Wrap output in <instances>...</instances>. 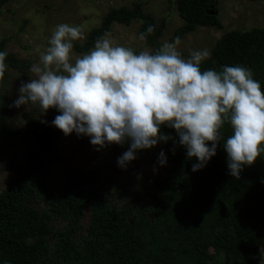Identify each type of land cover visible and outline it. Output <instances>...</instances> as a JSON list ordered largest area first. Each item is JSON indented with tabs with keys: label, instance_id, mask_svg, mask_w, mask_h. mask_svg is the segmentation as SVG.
I'll use <instances>...</instances> for the list:
<instances>
[{
	"label": "trees",
	"instance_id": "1",
	"mask_svg": "<svg viewBox=\"0 0 264 264\" xmlns=\"http://www.w3.org/2000/svg\"><path fill=\"white\" fill-rule=\"evenodd\" d=\"M168 1L180 19L172 38L199 26L222 27L214 0ZM132 20L140 21L138 36L155 25L144 42L152 52L159 48L163 21L156 23L135 2L131 8H109L73 50L89 52L112 23ZM6 42L0 39V51L8 53L0 80V139L25 133L31 144L26 166L15 167L0 191V264H258L264 152L243 168L239 179L232 177L223 148L232 129L225 122L216 155L193 172L196 158L187 157L174 129L162 126L161 133L173 138L161 142L172 165L167 173L153 177L149 190L131 203L118 205L109 190L94 189L91 169L68 173L58 190L46 180L49 168L63 161L58 131L48 122H37L32 108L21 115L26 129H10L5 122L9 71L24 73L29 67L6 49ZM209 51L211 58L201 63V70L240 65L251 69L264 91V26L225 31ZM54 219L62 225L54 227Z\"/></svg>",
	"mask_w": 264,
	"mask_h": 264
},
{
	"label": "clouds",
	"instance_id": "2",
	"mask_svg": "<svg viewBox=\"0 0 264 264\" xmlns=\"http://www.w3.org/2000/svg\"><path fill=\"white\" fill-rule=\"evenodd\" d=\"M154 31L155 25H149L138 39L146 41ZM109 35L98 38L89 52L76 55L73 42L85 38L83 31L57 25L39 63L30 68L33 78L21 83L12 106L31 104L44 115L56 109L60 114L52 126L65 136L75 132L90 137L98 151L129 142L117 158L122 169L136 159L138 150L173 139L161 133L162 126L174 129L187 157L196 158L193 172L216 155L225 122L232 129L223 143L232 177L239 179L243 168L264 152V91L251 69L236 65L201 70L210 51L194 50L185 59L177 50L179 37L154 52L137 54L131 47L115 45ZM7 55L0 51V80ZM166 163L162 150L158 164Z\"/></svg>",
	"mask_w": 264,
	"mask_h": 264
},
{
	"label": "rangeland",
	"instance_id": "3",
	"mask_svg": "<svg viewBox=\"0 0 264 264\" xmlns=\"http://www.w3.org/2000/svg\"><path fill=\"white\" fill-rule=\"evenodd\" d=\"M135 2L140 3L142 11L152 15L156 23L163 21L160 46L164 42H174L172 34L180 25V19L174 3L168 0H0V39L7 40L6 49L9 52L29 63L24 73L16 69L9 71L7 89L10 105L5 114L7 126L10 129H26L21 115L30 108L34 110V119L39 123L51 124L55 116L60 114L54 108H50L46 115L40 114L39 107L31 104L19 108L12 106L18 98L21 83H27L33 78L30 68L39 63V55L48 46L47 42L57 25L63 23L79 26L86 38L88 31L99 25L109 8H131ZM213 4L222 27L216 29L199 26L180 36L177 50L183 58L187 59L194 50H209L214 40L225 31L264 26V0H214ZM139 22L132 20L128 24L112 23L109 38L115 45L131 47L137 54L142 50L150 51L145 42L138 39L136 30ZM85 38L73 43L81 44ZM73 52L76 55L82 54ZM54 128L58 131L56 142L63 161L49 168L46 180L58 190L62 189L68 173L91 169L94 174L92 187L99 191L109 190L116 204L122 205L131 203L147 192L151 179L167 173L172 165L166 147L159 142L150 149L138 150L136 159L122 169L117 164V158L128 149L129 142L108 145L98 151V146L90 144V137H78L75 132L65 136ZM30 144L31 138L25 133L7 140L0 139V191L12 178L15 167L26 166ZM162 150L167 158L165 166L158 164V156ZM53 225L58 228L62 224L54 219ZM259 231L261 243L257 263L264 264V224L259 226ZM78 236L76 234L75 238Z\"/></svg>",
	"mask_w": 264,
	"mask_h": 264
}]
</instances>
